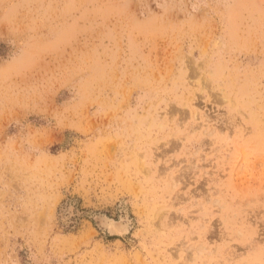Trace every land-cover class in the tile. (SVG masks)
Instances as JSON below:
<instances>
[{"label": "rangeland", "instance_id": "374dc122", "mask_svg": "<svg viewBox=\"0 0 264 264\" xmlns=\"http://www.w3.org/2000/svg\"><path fill=\"white\" fill-rule=\"evenodd\" d=\"M213 263L264 264V0H0V264Z\"/></svg>", "mask_w": 264, "mask_h": 264}, {"label": "bare ground", "instance_id": "6f19581e", "mask_svg": "<svg viewBox=\"0 0 264 264\" xmlns=\"http://www.w3.org/2000/svg\"><path fill=\"white\" fill-rule=\"evenodd\" d=\"M259 135V133H258ZM259 137V136H258ZM263 138V137H262ZM193 166V164H190ZM185 167V166H183ZM186 168V167H185ZM191 168V167H189ZM187 168V169H189ZM186 169V170H187ZM192 170V169H190ZM182 171V170H181ZM180 171V172H181ZM183 174V173H182ZM176 186V185H175ZM215 203V201H214ZM169 205V204H168ZM74 214V205L73 204H65L64 206L61 207L60 209V216L62 217L63 220H69V218H71V216ZM161 214V213H160ZM200 216V215H199ZM204 216V214H203ZM127 217V216H126ZM95 220L98 224V226H100L101 228L105 229V230H108V232H110L111 234H121V233H125L126 232V229L128 228L127 226L124 225V222L120 221V222H116V221H113V220H110L109 218H107L105 215H97L95 217ZM130 220V219H129ZM132 224V223H131ZM129 232V231H128ZM123 233V234H124ZM200 247V246H199ZM198 247V248H199ZM202 248V246L200 247ZM192 249V248H191ZM202 250V249H201ZM198 251V250H197ZM198 253H200L198 251ZM190 258V257H189ZM194 261V258L192 259ZM214 264V263H213ZM216 264V263H215Z\"/></svg>", "mask_w": 264, "mask_h": 264}]
</instances>
